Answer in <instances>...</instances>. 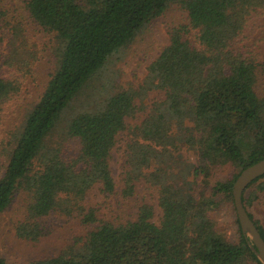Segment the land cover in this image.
Returning <instances> with one entry per match:
<instances>
[{"label":"trees","instance_id":"16d2710c","mask_svg":"<svg viewBox=\"0 0 264 264\" xmlns=\"http://www.w3.org/2000/svg\"><path fill=\"white\" fill-rule=\"evenodd\" d=\"M173 5L187 23L172 29L139 89L120 87L116 59ZM24 11L51 36L55 70L6 145L0 142V216L23 194L17 237H46L43 219L55 212L86 230L70 252L29 264H262L238 218L233 242L215 212L223 202L234 206L237 178L264 159V0H24ZM5 16L0 2V22ZM8 31L7 56L0 34V112L19 97L35 60L26 30L17 23ZM151 91L164 99L131 127L128 119L144 109L136 101ZM183 115L185 131L178 127ZM125 133L123 196H134L138 183L155 188L159 224L148 203L119 225L86 204L94 188L107 200L117 193L111 160ZM73 140L79 153L65 157ZM226 168L233 177L214 182V172ZM260 192L264 176L243 204L264 239L250 211ZM0 264L16 263L0 256Z\"/></svg>","mask_w":264,"mask_h":264},{"label":"rangeland","instance_id":"374dc122","mask_svg":"<svg viewBox=\"0 0 264 264\" xmlns=\"http://www.w3.org/2000/svg\"><path fill=\"white\" fill-rule=\"evenodd\" d=\"M0 2L6 14L4 21L0 22V34L5 36L2 54L7 56L9 53L8 42L11 38L8 30L10 26L19 23L26 30L25 35L31 42L35 55V60L30 66V73L23 81V88L19 97L4 107V111L0 112V142H4L5 139L6 145L9 134L22 123L27 111L42 97L55 70V58L51 49V36L34 28L24 11V0H0ZM185 23H187L186 12L178 5H173L162 16L148 24L116 59L114 68L118 71L117 82L119 86L139 89L148 76L149 67L169 45L172 29ZM8 71L7 66L2 70L3 73ZM262 88L264 92V84ZM163 99L164 93L159 91H151L143 100L138 99L136 104L144 109L138 111L134 118L128 119L130 126L134 127L141 123L145 114L150 112L153 104ZM178 124L179 129H185L188 125V119L185 115L182 118L181 116L178 117ZM125 135L122 134L119 137L120 142L113 151L111 160L113 174L117 181V193L107 200L99 188H94L90 192L86 204L88 207L99 209L100 219L119 225L136 219L138 209L144 203H148L154 206L155 218L153 221L159 224L162 214L155 188L144 183H138L134 196L129 198L123 196L124 185L122 180L126 172L124 150L127 135ZM79 150V142L73 140L67 144L65 157L72 158L79 153ZM182 155L189 161V164L194 165L196 162V158L187 151L184 150ZM234 172L233 168L220 170L216 175L214 172L213 180L214 182L226 181L233 177ZM184 174L187 179L188 172H184ZM251 190L247 191V196ZM24 201L25 195H18L10 208L0 216V256L11 263L29 264L56 257L63 252H70L72 248L76 247L74 239L84 235L86 230L76 217H67L56 212L43 219L47 232L46 237L35 242L17 237L16 227L24 219ZM250 211L264 227V192L258 194L257 199L251 204ZM215 217L227 232L229 239L236 242L240 237V230L236 224L235 207L228 202H223L219 210L215 212Z\"/></svg>","mask_w":264,"mask_h":264},{"label":"water","instance_id":"95a60500","mask_svg":"<svg viewBox=\"0 0 264 264\" xmlns=\"http://www.w3.org/2000/svg\"><path fill=\"white\" fill-rule=\"evenodd\" d=\"M262 176H264V159L248 167L239 175L234 184L232 195L242 233L248 239L252 251L264 264V239L243 204L244 192L254 181Z\"/></svg>","mask_w":264,"mask_h":264}]
</instances>
